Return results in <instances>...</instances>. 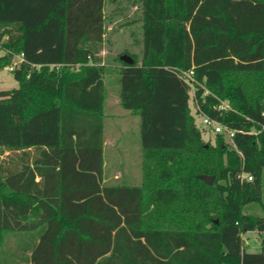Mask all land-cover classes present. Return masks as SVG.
Wrapping results in <instances>:
<instances>
[{"label": "trees", "instance_id": "obj_1", "mask_svg": "<svg viewBox=\"0 0 264 264\" xmlns=\"http://www.w3.org/2000/svg\"><path fill=\"white\" fill-rule=\"evenodd\" d=\"M109 1L123 0H0V71L23 56L18 87L0 91V264L10 250L30 264H264V215L244 212L262 199L264 0H125L142 30L141 57L115 58L120 105L141 119L139 185L104 182ZM190 70L204 112L243 131L234 144L204 140ZM7 233H34L32 247L4 249Z\"/></svg>", "mask_w": 264, "mask_h": 264}, {"label": "rangeland", "instance_id": "obj_2", "mask_svg": "<svg viewBox=\"0 0 264 264\" xmlns=\"http://www.w3.org/2000/svg\"><path fill=\"white\" fill-rule=\"evenodd\" d=\"M135 9L132 3L123 0L113 3L109 1L106 7V14L109 21L107 35L102 46L99 57L102 60H110L113 66L107 68L108 74L112 77L108 80L109 96L105 107V137L108 138V146L104 150L106 184L127 183L130 185H139L142 181V138H141V119L139 116L132 115L129 110L123 108L117 101L120 91L119 76L115 66L119 63L115 58L124 52H129L141 57L142 46L137 41H142L141 25H124L133 19ZM134 36V37H132ZM133 38H135L133 41ZM134 43V44H133ZM18 87L13 73L7 69L0 71V91L11 90ZM193 94V93H191ZM193 113V101L190 102ZM199 126H202L200 119L197 120ZM203 130V129H202ZM204 140L215 144V135L204 130ZM208 146V145H207ZM10 152L5 148H0V159L4 160ZM118 176L119 179H115ZM215 180V179H214ZM262 199L260 203L249 204L245 213L253 216L264 215V172L262 176ZM12 234V235H11ZM7 233L5 239L9 241L5 247H13L22 243L23 249L32 247L35 234H17ZM10 235V236H9ZM15 236V237H14ZM12 237V238H11ZM16 240H15V239ZM261 236L257 233H248L242 236L245 249L256 250L260 243ZM2 246V245H1ZM0 246V247H1ZM7 264H30V256L26 251L14 253L13 250L3 255Z\"/></svg>", "mask_w": 264, "mask_h": 264}, {"label": "built area", "instance_id": "obj_3", "mask_svg": "<svg viewBox=\"0 0 264 264\" xmlns=\"http://www.w3.org/2000/svg\"><path fill=\"white\" fill-rule=\"evenodd\" d=\"M22 62H23V56H22ZM19 64H12L10 67H8L9 71H13ZM181 78L191 87V93L192 94V101H193V114L196 118V120L200 119L202 122V126H199L201 129L205 130L208 133H212L214 135L217 134H224L227 138V140L234 144V137L236 134L243 132L242 130H235L230 128L229 126L222 124L216 119L211 118L209 115H207L204 110L202 109L201 105L196 99V89L194 86V71L190 70L187 72H182L180 74ZM209 93L206 92V95ZM214 109L219 112H227L229 110H232L231 103L229 100H221L218 98V104L214 106ZM262 116H264V112L262 113ZM261 129L264 130V125L261 126ZM259 131L252 130L248 132V134L256 135ZM243 178H246L248 181H251V177L247 175H243Z\"/></svg>", "mask_w": 264, "mask_h": 264}, {"label": "crops", "instance_id": "obj_4", "mask_svg": "<svg viewBox=\"0 0 264 264\" xmlns=\"http://www.w3.org/2000/svg\"><path fill=\"white\" fill-rule=\"evenodd\" d=\"M124 25H128L127 23L126 24H124ZM140 25V24H139ZM132 26V25H131ZM132 37H134V36H132ZM135 38H133V41H135L134 40ZM140 44V42L139 41H137L135 44ZM134 44V43H133ZM0 54H2L1 52H0ZM103 62H102V65H104L105 63V61L104 60H102ZM20 63H22V55H17V56H15L14 57V60H13V63L12 64H20ZM111 66H113V65H111ZM10 67V66H9ZM116 67V66H115ZM7 70H8V67L6 68ZM110 77H112V75L111 74H108L107 73V75H106V78H105V84H106V100H107V98H108V96H109V90H108V80L110 79ZM119 93H120V91L118 92V97H117V101H118V103L120 104V101H119ZM106 100H105V107H106ZM108 143H109V140H108V138H106L105 137V131H104V150H105V147L106 146H108ZM104 173H105V164H104ZM115 179H119V177L118 176H116L115 177ZM104 182H105V180H104ZM248 234V233H247ZM259 246H260V243H259V245H258V247H257V249L256 250H250V249H247V251L248 252H251V253H255V252H258L259 251Z\"/></svg>", "mask_w": 264, "mask_h": 264}, {"label": "water", "instance_id": "obj_5", "mask_svg": "<svg viewBox=\"0 0 264 264\" xmlns=\"http://www.w3.org/2000/svg\"><path fill=\"white\" fill-rule=\"evenodd\" d=\"M121 60L123 62H125L126 64H129V65H133L134 64V59L131 56H129V55H123L121 57ZM200 177H201V179L204 182H206L209 185H212L213 182H214V177H208V176H200Z\"/></svg>", "mask_w": 264, "mask_h": 264}]
</instances>
